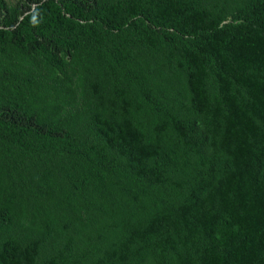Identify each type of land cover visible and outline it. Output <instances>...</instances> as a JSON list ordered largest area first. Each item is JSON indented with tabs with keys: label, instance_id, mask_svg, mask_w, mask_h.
<instances>
[{
	"label": "trees",
	"instance_id": "trees-1",
	"mask_svg": "<svg viewBox=\"0 0 264 264\" xmlns=\"http://www.w3.org/2000/svg\"><path fill=\"white\" fill-rule=\"evenodd\" d=\"M0 264H264V0H0Z\"/></svg>",
	"mask_w": 264,
	"mask_h": 264
},
{
	"label": "rangeland",
	"instance_id": "rangeland-1",
	"mask_svg": "<svg viewBox=\"0 0 264 264\" xmlns=\"http://www.w3.org/2000/svg\"><path fill=\"white\" fill-rule=\"evenodd\" d=\"M13 1H16V0H13Z\"/></svg>",
	"mask_w": 264,
	"mask_h": 264
}]
</instances>
